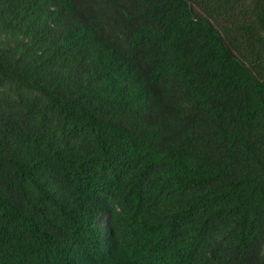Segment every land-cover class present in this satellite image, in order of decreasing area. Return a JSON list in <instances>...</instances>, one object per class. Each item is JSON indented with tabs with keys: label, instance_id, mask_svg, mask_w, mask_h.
Instances as JSON below:
<instances>
[{
	"label": "trees",
	"instance_id": "1",
	"mask_svg": "<svg viewBox=\"0 0 264 264\" xmlns=\"http://www.w3.org/2000/svg\"><path fill=\"white\" fill-rule=\"evenodd\" d=\"M0 264H264V0H0Z\"/></svg>",
	"mask_w": 264,
	"mask_h": 264
}]
</instances>
